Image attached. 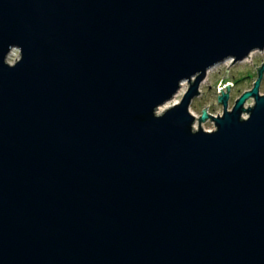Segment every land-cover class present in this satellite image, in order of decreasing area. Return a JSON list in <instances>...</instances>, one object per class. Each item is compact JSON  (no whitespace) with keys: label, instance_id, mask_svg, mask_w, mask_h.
<instances>
[{"label":"water","instance_id":"1","mask_svg":"<svg viewBox=\"0 0 264 264\" xmlns=\"http://www.w3.org/2000/svg\"><path fill=\"white\" fill-rule=\"evenodd\" d=\"M261 50L264 0H0V264H264V62L189 109Z\"/></svg>","mask_w":264,"mask_h":264},{"label":"rangeland","instance_id":"2","mask_svg":"<svg viewBox=\"0 0 264 264\" xmlns=\"http://www.w3.org/2000/svg\"><path fill=\"white\" fill-rule=\"evenodd\" d=\"M19 57V50L14 49L8 56L7 60L13 63ZM231 60H226L225 62L218 64L211 68L206 78L200 84V94L196 96L190 104V112L195 114L196 117L202 114V109L206 106V112L216 116L222 114L223 106L222 104L213 101H217V96L220 94L221 90H218V86H222V89L226 91L227 82H231L230 85V99L228 108L231 109L236 98H238L242 92L252 88L256 78H257V67L261 66L264 62V50L254 51L251 53L249 58L237 63H231ZM231 63V64H230ZM229 66V71L227 77L224 76L226 67ZM185 82V86L181 85L179 91L174 95V98L180 102L183 94L188 88V82ZM260 93L264 94V75L261 82ZM253 99H249L245 105H252ZM245 115V114H244ZM198 119V118H197ZM194 123L195 127H198L199 121ZM201 127L204 129L212 130L214 128L213 121L207 119L204 122H200Z\"/></svg>","mask_w":264,"mask_h":264},{"label":"bare ground","instance_id":"3","mask_svg":"<svg viewBox=\"0 0 264 264\" xmlns=\"http://www.w3.org/2000/svg\"><path fill=\"white\" fill-rule=\"evenodd\" d=\"M249 57H250V56H249ZM249 57H247V58H249ZM181 85H182V86H185L186 84H185V82H182ZM176 103H178V100H177L176 98H174V99H172V100L166 102L165 104L161 105V106L158 108L157 112H158V113H161L165 108H168L169 106H173V105L176 104ZM249 106H250V105H249ZM245 107H248V105H245ZM193 115L196 117L195 114H193ZM196 119H197V118H196Z\"/></svg>","mask_w":264,"mask_h":264},{"label":"built area","instance_id":"4","mask_svg":"<svg viewBox=\"0 0 264 264\" xmlns=\"http://www.w3.org/2000/svg\"><path fill=\"white\" fill-rule=\"evenodd\" d=\"M208 130H210V129H208Z\"/></svg>","mask_w":264,"mask_h":264}]
</instances>
